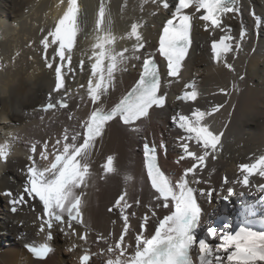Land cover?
I'll list each match as a JSON object with an SVG mask.
<instances>
[{
    "label": "snow or ice",
    "instance_id": "6c2138e0",
    "mask_svg": "<svg viewBox=\"0 0 264 264\" xmlns=\"http://www.w3.org/2000/svg\"><path fill=\"white\" fill-rule=\"evenodd\" d=\"M92 5L90 15L85 0H52L36 22L26 9L31 34L26 31L22 40L18 23L11 25L15 31L0 29V96L10 100L22 81L49 77L39 107L26 111L9 103L0 112L6 122L0 124V176L15 166L22 177L16 190L0 191V198L21 217L16 223L42 237L29 240L20 231L17 240L34 264H48L57 235L65 241L67 264H264V229L251 226V208L235 227L231 221L218 227L206 220L202 206L255 193L264 201V136L252 137L256 147L249 148L230 135L238 119L256 115L251 101L242 109L240 83L247 73L237 66L246 69L258 53L264 56V19L244 0H139L132 8L139 15L117 31L109 0ZM128 6L129 0L120 4L121 19ZM245 11L254 38L243 23ZM201 29L206 37L199 47L207 46L212 65L232 77L230 87L209 93L211 99H204L199 72L189 70ZM133 73L120 92L125 75ZM16 111L23 122L13 119ZM154 121L178 149L172 160L178 172L164 170L169 143L155 137ZM29 125L40 134L28 135ZM113 128L140 143L139 174L121 170L117 152L106 150ZM17 150L23 167L14 158ZM233 152V175L219 172ZM116 178L117 190L105 205L108 223L97 228L91 215L96 194Z\"/></svg>",
    "mask_w": 264,
    "mask_h": 264
},
{
    "label": "bare ground",
    "instance_id": "6f19581e",
    "mask_svg": "<svg viewBox=\"0 0 264 264\" xmlns=\"http://www.w3.org/2000/svg\"><path fill=\"white\" fill-rule=\"evenodd\" d=\"M52 0H0V29L7 27L11 29L13 23L19 24V32L21 33V40L23 34L27 31L31 34V30L26 27L27 20L25 19V10H32V16L29 17L33 19L34 22L43 19V12L47 11L48 5ZM98 3V0H96ZM124 0H109L113 10L114 24L117 31H123L130 23V17L133 15H139V13H133L132 8L138 5L139 0H129V6L127 13L123 19L119 12V6ZM246 6H252L256 9L258 15L264 19V0H244ZM89 8V13L91 15L92 0H85ZM149 6H146L148 8ZM163 17L156 20L159 24ZM243 23L248 29L250 37L254 38V23L251 18L247 15L245 11L243 17ZM234 30L238 34L239 24L233 22ZM151 35L153 39L155 38V30H151ZM206 34L203 33L201 29L197 33V49L196 53L193 55L192 60L189 61V70L191 72H199V77L201 78V90L204 93V99H211L209 93L219 87L231 86L232 77L226 70L222 68H216L212 65L210 60V52L205 48L201 49L199 47L200 43L205 42ZM11 43V40L8 41ZM251 43V41H250ZM259 44L262 49H264V29H261ZM5 45V41L0 39V46ZM238 70H246L247 79L245 82L240 83V87L244 89L245 96L249 93L253 94L255 98L258 99L259 93L264 92V56L259 53L250 60L246 69H241L238 64ZM135 73L132 75L126 74L124 77L123 85L120 86L119 91H124L132 82ZM189 73H185V79H188ZM49 77L45 74L42 77V85L38 89L35 98L30 104L25 107L26 111H31L32 107H39V102L43 99L46 93L47 86L44 83ZM178 90V89H175ZM115 98V97H114ZM203 99L201 103H203ZM256 115L251 118L238 119V121L233 125V132L230 134L234 136L238 142L245 143L249 148H255L256 144L252 142V137L264 136V115H261L262 110L259 108L258 104H255ZM24 118L20 121L23 122ZM165 124L171 128L170 121L168 119L164 120ZM152 131L155 137L158 139L161 135L164 136L169 143V153L167 159L162 160L163 166L168 171H179L178 166L172 164V160L175 158V153L178 149H173L170 144V139H168L167 132H164L163 124H157L153 122ZM248 137V140L243 139ZM114 149L117 152L118 160L117 165L121 170H132L139 174L142 170L141 163V153H140V143L138 141H132L131 143L124 137L123 133L117 129L113 128L110 139L106 150ZM233 159L230 161H221L219 172H223L224 169L228 170V175H233L234 163H235V153L233 152ZM19 166L23 167L24 158L20 157L17 159ZM214 182L219 183V176L214 175ZM119 178H116L110 182L108 186L100 185V192L97 193V202L91 208V215L93 222L97 228L103 229L108 223L105 218V205L108 203L109 199L112 197L113 193L117 190L116 185L119 184ZM22 184V177L15 171V166H10L9 169L0 176V191L11 189L16 190V188ZM203 210L206 214V220L211 221L215 226H222L224 222L231 221L233 227L240 221L241 212L243 210L251 208L255 213L254 216H250L249 219L256 221L251 226L257 229H264V201L261 200L260 194L255 193L245 196L234 195L230 198L229 202L220 201L217 205L215 200H213V205L210 206L207 202H202ZM22 216V214H21ZM21 218L17 215H10L8 212V206L6 200L0 198V264H34L27 253L23 250L22 242L17 240V235L20 231H25L27 238L29 240H40L42 237L36 235V229L29 226L23 227L16 223L17 219ZM207 224H205L201 229L199 236L203 237L206 235ZM213 243L217 241H212ZM54 244L56 246V253L49 260L48 264H67L69 257L66 253L62 251L65 241L57 235Z\"/></svg>",
    "mask_w": 264,
    "mask_h": 264
},
{
    "label": "clouds",
    "instance_id": "9594fccd",
    "mask_svg": "<svg viewBox=\"0 0 264 264\" xmlns=\"http://www.w3.org/2000/svg\"><path fill=\"white\" fill-rule=\"evenodd\" d=\"M16 41L13 40V46H15ZM23 68V61H21V69ZM42 75H38L37 79L33 82L22 81L19 88L13 93L10 100L8 98H4L0 96V112L7 110V106L9 103L15 105L19 104L22 108H25L28 104L32 102L37 94L38 89L42 85ZM251 101L254 104H258L259 108L264 112V92L259 93L258 99L254 97L253 94L249 93L246 95L245 104L242 105V109L246 110L248 107V103ZM12 117L14 120H20L23 118L21 112L16 111L12 113ZM6 123L4 120L0 119V124ZM26 133L30 136L40 134V129L34 125H29L26 129ZM23 157L22 154L17 150L15 152L14 158L18 159Z\"/></svg>",
    "mask_w": 264,
    "mask_h": 264
}]
</instances>
